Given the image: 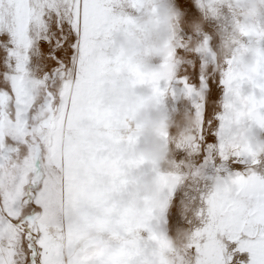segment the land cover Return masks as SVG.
<instances>
[{
    "label": "snow or ice",
    "instance_id": "snow-or-ice-1",
    "mask_svg": "<svg viewBox=\"0 0 264 264\" xmlns=\"http://www.w3.org/2000/svg\"><path fill=\"white\" fill-rule=\"evenodd\" d=\"M120 3L0 0V264H151L162 210L147 219L125 215L138 179L152 173L126 163L140 151L138 121L113 114L121 96H139V86L149 87L160 107L179 91L195 111L204 96L192 139L174 142L199 163L173 160L162 194L170 205L182 184L198 193L189 202L196 224L189 242L164 252L165 264H264V151L253 135L264 130V108L244 102L264 96V80H231L234 56L220 71L210 65L202 72L201 56L178 35L172 78L137 79L132 87L116 61L115 37L131 38L137 23L114 13ZM128 3L140 9L145 0ZM217 75L224 88L218 130ZM229 160L243 170L222 177ZM210 167L216 175L205 174Z\"/></svg>",
    "mask_w": 264,
    "mask_h": 264
},
{
    "label": "rangeland",
    "instance_id": "rangeland-1",
    "mask_svg": "<svg viewBox=\"0 0 264 264\" xmlns=\"http://www.w3.org/2000/svg\"><path fill=\"white\" fill-rule=\"evenodd\" d=\"M163 2L165 5L173 4L178 7L183 13L184 20L176 30L175 42L172 50L168 53L166 59L163 61L159 60L160 71H158V81L146 80L145 77H154V73L151 75L144 71L142 73V81L150 84H158L162 81H169L172 78L173 66L171 60L175 52L178 35L189 38L184 41V46L193 54L201 56L202 63L200 68L202 72H206L210 65L213 67L214 72L220 71L229 57L234 56L238 62V67L234 75L230 77L231 80H238L241 82L264 80V14L257 16L255 19H246L237 16L235 14V9L242 7V0H228L227 4L219 6V11L216 15L207 13V9L204 6L206 0H191V6L188 8H185L180 0H163ZM153 12L152 0H145L144 7L136 11H134V8H130L128 0H121L120 5L114 8V13L116 14L129 17L136 15L137 23L142 22ZM131 18L134 19V17ZM192 20L202 22V28L199 31H193L187 27L188 22ZM115 39L118 44V41H125L126 37L117 34ZM237 49L239 51H236ZM209 56L211 57L210 61L207 59ZM116 61L120 62L119 56H116ZM253 66L255 67V71H249V68ZM196 79L198 80V77ZM135 81L136 80L133 78L131 82L132 87L135 86ZM213 83L215 84L213 117L216 129L218 130L219 120L215 119V117H218L223 112L224 88L219 83V75L216 76ZM258 87L264 90V85H258ZM242 91L244 95H247L251 89L249 86L245 85ZM136 92L139 96L131 92L121 96L119 102L113 109V114H122L129 119L138 121V131L142 138L140 151L136 157H129L126 163H128L130 167H146L151 170L152 174L138 179V195L130 206L125 209V215L130 219H147L151 216L152 210H162L160 221L161 230L154 234V239L157 242L159 250L152 254L151 264H165V251H173L189 242L190 231L196 224L192 216V205L189 202L193 201L194 198H198V193H194L186 185L182 184L177 187L170 205H166L162 200V194L165 186L172 181L171 175L168 174V169L172 167L173 160L179 162L190 159L196 164H198L199 161L196 160L195 157H189L187 153L175 148V141H185L175 128H172L167 135L161 138V143L165 145L168 152L166 160L159 165L154 161H146L144 159V148L150 137L141 135V124L143 119H149L155 115H159L161 118H169L183 126V118L185 116L193 117L195 123L191 128V136L189 139L191 140L193 129L198 128L201 124L204 112V96L201 93V103L194 111L192 102L185 98L179 91H177L175 96H166L161 107L157 102L156 96L151 94L149 87L139 86ZM145 96L151 97L155 101V109H149L142 113L141 116H134L135 107L130 101ZM244 102L254 107L264 108V96L258 97L253 93L247 95ZM49 120H51V117ZM35 131L39 134L40 129L37 128ZM253 135L259 141L257 145L258 148L264 151V130L253 129ZM215 164L217 167L220 166L221 161L219 157H217ZM223 165V169L219 172V175L222 177L237 171H242L244 167V165L241 164L240 168H235L232 166L230 160L224 161ZM11 166L14 167V162ZM205 174L207 176L216 175L215 168L210 167L205 169ZM153 178H155L156 181L155 185L149 183ZM205 183L208 187L212 185L211 180H207ZM216 187L219 190L218 184ZM153 188L156 190L155 195L152 194ZM165 208L166 213L163 211ZM178 231H185L187 233V239L176 245L168 244V238L175 237Z\"/></svg>",
    "mask_w": 264,
    "mask_h": 264
},
{
    "label": "clouds",
    "instance_id": "clouds-1",
    "mask_svg": "<svg viewBox=\"0 0 264 264\" xmlns=\"http://www.w3.org/2000/svg\"><path fill=\"white\" fill-rule=\"evenodd\" d=\"M152 3L154 12L138 23L136 34L127 39L120 48V54L125 59L149 74L160 71L158 65L152 64V60L154 58L160 61L166 59L173 48L176 30L184 20L182 11L173 4L165 5L163 0H152ZM227 3L228 0H206L204 6L208 14L216 15L219 6ZM235 14L246 19H255L264 14V0H242V7L235 9ZM187 27L193 31H199L202 28V22L192 20L188 22ZM249 71H255V67L249 68ZM130 102L135 107L134 116L137 117L149 109H155L156 106L155 101L147 96L132 99ZM194 123V118L188 116L183 118V126L169 118H161L159 115L143 119L141 135L150 137L144 148V159L148 162L154 161L157 165L164 162L168 152L165 145L161 143V138L175 128L178 134L187 141L190 139ZM149 183L155 185V178ZM155 193L156 190L153 188L152 194L155 195ZM186 239L187 233L178 231L175 237L168 238L167 243L176 245Z\"/></svg>",
    "mask_w": 264,
    "mask_h": 264
},
{
    "label": "crops",
    "instance_id": "crops-1",
    "mask_svg": "<svg viewBox=\"0 0 264 264\" xmlns=\"http://www.w3.org/2000/svg\"><path fill=\"white\" fill-rule=\"evenodd\" d=\"M131 8V6H130ZM137 9H134V11H136ZM131 17H134V20L136 21V15L134 16H131ZM137 23V21H136ZM137 25L138 23L136 24V30H135V33L134 35L136 34V31H137ZM133 35V36H134ZM120 36H125L124 34H120ZM126 37V36H125ZM127 40V37L125 39V41ZM125 41H118V45L119 44H123ZM120 48L121 46L119 47L118 49V52L116 54V56H119L120 57V62L118 63H122L129 71V73L133 76L134 80H142L143 79V76H142V73L143 71L140 70V68L136 67V66H133L127 59H125L121 54H120ZM152 64L155 66V65H158L159 66V59L158 58H154L152 60ZM153 73H151L152 75ZM146 80L150 79V80H154V81H158L159 77H158V72H155L154 73V77L153 76H150L149 78L148 77H145Z\"/></svg>",
    "mask_w": 264,
    "mask_h": 264
}]
</instances>
